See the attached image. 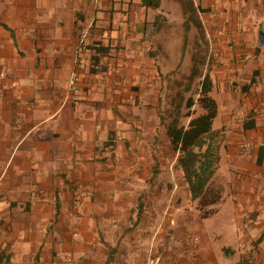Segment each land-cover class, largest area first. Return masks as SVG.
Here are the masks:
<instances>
[{"label":"crops","instance_id":"0c3cea01","mask_svg":"<svg viewBox=\"0 0 264 264\" xmlns=\"http://www.w3.org/2000/svg\"><path fill=\"white\" fill-rule=\"evenodd\" d=\"M194 2L221 135L207 217L150 30L180 3L0 0V264H264V0Z\"/></svg>","mask_w":264,"mask_h":264},{"label":"trees","instance_id":"16d2710c","mask_svg":"<svg viewBox=\"0 0 264 264\" xmlns=\"http://www.w3.org/2000/svg\"><path fill=\"white\" fill-rule=\"evenodd\" d=\"M174 1L181 5L185 29L189 30L192 25L200 38H203L204 26L199 16L201 9L195 5L194 0ZM142 4L156 9L160 6V0H142ZM196 77L200 79L197 99L189 97L185 102L188 110L186 117L190 120L187 126L180 125L181 104L174 112L172 108L170 115L172 123L168 127V136L172 148L178 153V166L191 199L198 202L201 216L207 217L212 214V210L207 208L218 203L221 198V190L211 186V180L220 162L221 135L213 130V123L218 114V103L211 96L212 80L208 73L198 71L194 65L190 78ZM195 105L202 110L197 116H194L195 111H191Z\"/></svg>","mask_w":264,"mask_h":264},{"label":"rangeland","instance_id":"374dc122","mask_svg":"<svg viewBox=\"0 0 264 264\" xmlns=\"http://www.w3.org/2000/svg\"><path fill=\"white\" fill-rule=\"evenodd\" d=\"M165 11V10H163ZM166 12V11H165ZM169 15H171L169 13ZM158 25L151 27V31L162 32L159 35L167 37L164 42H159V48L156 49V65L160 79L162 80V92L169 96L171 100L170 111L180 108V125L186 126L189 117L185 102L189 97L197 99L200 79L198 77L191 79L192 68L195 65L198 71H203L204 59L195 53V43L193 36L200 38L197 30L191 25L189 30L184 27V20L180 17L170 18L167 14H159ZM197 45H199L197 43ZM191 111H195L194 116L199 115L202 110L195 105Z\"/></svg>","mask_w":264,"mask_h":264},{"label":"built area","instance_id":"2783aa9c","mask_svg":"<svg viewBox=\"0 0 264 264\" xmlns=\"http://www.w3.org/2000/svg\"><path fill=\"white\" fill-rule=\"evenodd\" d=\"M79 83H80V79H79V77H77V76H74V77H72L71 79H70V81H69V90L72 92V93H77V92H79ZM248 148H249V146L247 145V144H244L243 145V150L244 151H247L248 150Z\"/></svg>","mask_w":264,"mask_h":264},{"label":"water","instance_id":"95a60500","mask_svg":"<svg viewBox=\"0 0 264 264\" xmlns=\"http://www.w3.org/2000/svg\"><path fill=\"white\" fill-rule=\"evenodd\" d=\"M262 38H263V33H261V36H260V40L262 42ZM261 44V43H260Z\"/></svg>","mask_w":264,"mask_h":264}]
</instances>
